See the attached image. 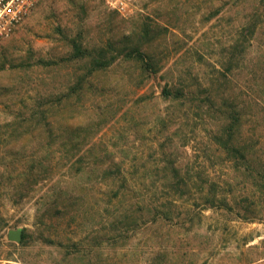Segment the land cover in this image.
Segmentation results:
<instances>
[{"label":"rangeland","instance_id":"374dc122","mask_svg":"<svg viewBox=\"0 0 264 264\" xmlns=\"http://www.w3.org/2000/svg\"><path fill=\"white\" fill-rule=\"evenodd\" d=\"M258 2L135 0L126 18L98 0L36 3L0 44V124L25 129L17 117L37 106L35 98L83 78L55 115L79 110L101 167L83 170L75 183L88 187L80 208L55 217L65 167L53 162L43 177L29 159L1 153L0 264H264V20L259 34L243 25ZM72 42L85 58L70 59ZM137 49L153 55L158 73L147 76L131 60ZM102 53L115 65L88 76ZM166 86L201 101L208 90L232 97L241 112L233 136L239 153L228 155L209 137L223 119L190 98L162 97ZM111 163L124 180L114 187L116 201L113 186L94 179ZM17 229L28 235L21 244L7 239Z\"/></svg>","mask_w":264,"mask_h":264},{"label":"trees","instance_id":"16d2710c","mask_svg":"<svg viewBox=\"0 0 264 264\" xmlns=\"http://www.w3.org/2000/svg\"><path fill=\"white\" fill-rule=\"evenodd\" d=\"M258 6L253 8L252 12L247 15V18L243 25L249 27V34H259L261 28V21L264 20V0H259ZM245 27V26H244ZM242 27V28H244ZM242 34V32H241ZM240 34V35H241ZM242 36V35H241ZM71 47V60H79L86 57L88 51L83 50L80 45L76 42L70 44ZM136 52V53H135ZM135 55L128 52V56H131V60L140 64V68L147 73L148 75H154L160 71V64L155 61L152 54H146L135 50ZM104 54L99 57H96L90 64L87 75H91L96 71H103L109 69L111 66H114V62H104ZM70 62V61H69ZM59 66V64H56ZM227 71H226V70ZM229 67L224 68L226 72H229ZM260 73V70H256V73ZM86 80L83 78L77 79L75 82L65 83L61 85L63 91L61 93L54 94H45L39 96L33 100L34 104L42 105L41 111L35 110L36 105L28 111V115H20L18 118L20 124H25V129H20L19 125H12L9 123L0 124V154L9 152L12 156L13 162L19 160H30L29 170L33 168H41L43 177H48L50 171L53 170L52 163H56L57 166L65 167V172L63 177H66L67 186L65 190L58 191L57 195L54 198H57V207L53 206V215L58 217L59 214L64 211H69L70 209L80 208L83 197L86 195L87 188L82 187V190H77L74 188L75 183L81 180L80 177L85 175L83 170H87L90 173L93 172L96 167L101 163L96 156H92L93 146L86 139L89 133V126L87 124L81 125L77 123L75 114L79 110H74V115L66 117L65 119L60 116H56L55 113L63 115L64 106L69 102L70 98L74 93H79L81 88ZM162 97H169L172 99H192L198 103H203L207 113L213 115L215 119L222 120L225 123L224 128H219L218 130H212L209 137L216 144L221 146L226 150L228 155L233 156L235 153H239L234 144L233 136L234 133L240 126L241 112L237 110V104L233 101L232 97H218L216 94L206 92L204 100L201 101L191 92L183 90L182 88H163L160 92ZM86 111V108L84 109ZM55 117H59V121H55ZM76 120V122L74 121ZM78 125V126H77ZM84 129H82V128ZM20 130V131H19ZM224 135V136H223ZM87 155L89 158H87ZM241 158L243 155L241 154ZM4 158L0 157V164L4 165ZM88 159V160H86ZM28 177L24 179L25 182H28L31 176H34L32 172L29 171ZM23 174V176H26ZM3 178V174L0 173V180ZM89 177L87 176V179ZM93 178H89L91 181ZM95 180L101 179L109 182L113 187L110 189V198L119 200L118 191L115 190L123 187V181L119 176V167L117 164L111 163L108 165V169L101 174V176H94ZM172 179L168 178L167 180ZM173 181H168L167 185H172ZM176 183V182H175ZM70 184V185H69ZM177 184V183H176ZM1 185V182H0ZM115 187V188H114ZM89 190V189H88ZM214 205V204H213ZM212 205V206H213ZM51 209L46 210L49 213ZM78 212V210H77ZM51 213V212H50ZM3 229V220L0 214V241H2L1 231ZM27 234L22 233L20 244L23 243V240L27 238ZM49 245H55V247H61V242H55L47 239ZM1 244V243H0ZM71 244L70 246H73Z\"/></svg>","mask_w":264,"mask_h":264},{"label":"built area","instance_id":"2783aa9c","mask_svg":"<svg viewBox=\"0 0 264 264\" xmlns=\"http://www.w3.org/2000/svg\"><path fill=\"white\" fill-rule=\"evenodd\" d=\"M39 0H0V44L7 40ZM111 12L128 17L135 0H98Z\"/></svg>","mask_w":264,"mask_h":264},{"label":"water","instance_id":"95a60500","mask_svg":"<svg viewBox=\"0 0 264 264\" xmlns=\"http://www.w3.org/2000/svg\"><path fill=\"white\" fill-rule=\"evenodd\" d=\"M22 231L20 229L9 231L7 234V239L16 243H19L21 240Z\"/></svg>","mask_w":264,"mask_h":264}]
</instances>
